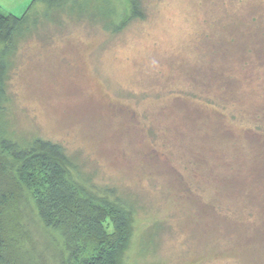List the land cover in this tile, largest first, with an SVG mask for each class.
Wrapping results in <instances>:
<instances>
[{
	"label": "rangeland",
	"instance_id": "rangeland-1",
	"mask_svg": "<svg viewBox=\"0 0 264 264\" xmlns=\"http://www.w3.org/2000/svg\"><path fill=\"white\" fill-rule=\"evenodd\" d=\"M144 1L146 17L120 33L66 17L64 28L44 23L45 30L35 31L41 36L24 41L6 80L13 129L22 138L61 143L93 185L113 188L134 204L126 264H264L262 246L239 253L227 238L229 244L216 243L201 231L199 211L203 206L211 210L213 203L221 208L222 231L262 219L248 209L254 206L264 215V197L259 205L255 201L237 211L226 195L234 187L206 177L250 165L245 133L251 120L241 117L242 108L247 102L254 105L261 89L256 93L238 78L217 103L204 107L195 102L192 107L201 110L196 115L191 101L207 99L212 91L193 81L189 75L197 72L187 69L210 60L207 47L196 44L204 34L220 32L223 14L248 22L244 16L260 10L264 19V0ZM221 62L218 56L211 64L216 68ZM259 171L264 174L263 168ZM239 186L251 187L245 181ZM41 187L40 182L26 184L19 203L15 230L22 262L84 264L94 259L101 243L90 241L70 258L60 232L38 218Z\"/></svg>",
	"mask_w": 264,
	"mask_h": 264
},
{
	"label": "trees",
	"instance_id": "trees-1",
	"mask_svg": "<svg viewBox=\"0 0 264 264\" xmlns=\"http://www.w3.org/2000/svg\"><path fill=\"white\" fill-rule=\"evenodd\" d=\"M144 6V0H32L19 16L0 10V264H24L17 241L19 231L15 229L21 220L19 203L24 186L34 182L42 185L37 195L38 218L47 228L60 232L70 258L79 256L85 244L97 241L102 244L97 256L84 264H126L124 256L131 239L134 204L125 201L113 188L93 185L61 143L37 136L32 139L18 136L8 107L10 96L6 80L20 45L38 35L35 31L42 30L43 25L63 27L68 17L73 21L99 23L104 30L117 34L131 21L146 17ZM41 7L43 10L40 11ZM259 11L248 12L244 16L248 22L234 20L235 15L229 18L223 14L220 32L214 33L217 36L206 33L196 44L207 47L210 60L205 66L193 64L187 67L188 73L197 72L187 76L202 83L203 88L213 94L207 99L202 96V100L195 97L191 101V112L196 115H201L198 105L206 107L224 99L223 94H227L238 78L247 82L256 93L258 88L261 89L255 104L248 106L247 102L246 109L242 108L245 112L241 117L251 120L245 133L248 135L245 139L249 138L251 142L247 151L251 154L250 165L222 177L206 176L212 182L217 178L224 185L234 187L226 195L233 198L237 211L247 210V205L255 201L259 205L264 197V174L259 171L264 169V19ZM52 31L47 34L49 39L55 33ZM218 56L222 62L215 68L211 63ZM202 72L205 76L199 77ZM194 94L197 96L196 92ZM199 101L201 104L192 107ZM196 119L193 118L195 122ZM38 174L44 180L38 179ZM244 181L251 187H240ZM211 205L214 207L211 210L199 207L201 231L213 237L211 239L216 243L219 239L227 243L228 239L239 253L264 248V215L254 206L248 213L262 216V219L252 226L241 222L238 229L234 226L222 231L221 221H217L219 214H223L222 209H216L214 203Z\"/></svg>",
	"mask_w": 264,
	"mask_h": 264
},
{
	"label": "crops",
	"instance_id": "crops-1",
	"mask_svg": "<svg viewBox=\"0 0 264 264\" xmlns=\"http://www.w3.org/2000/svg\"><path fill=\"white\" fill-rule=\"evenodd\" d=\"M32 0H0V10L4 13L20 15L29 7Z\"/></svg>",
	"mask_w": 264,
	"mask_h": 264
}]
</instances>
